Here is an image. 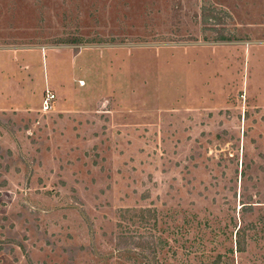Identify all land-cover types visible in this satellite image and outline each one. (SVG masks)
<instances>
[{"label": "rangeland", "instance_id": "1", "mask_svg": "<svg viewBox=\"0 0 264 264\" xmlns=\"http://www.w3.org/2000/svg\"><path fill=\"white\" fill-rule=\"evenodd\" d=\"M0 264H264V0H0Z\"/></svg>", "mask_w": 264, "mask_h": 264}, {"label": "built area", "instance_id": "2", "mask_svg": "<svg viewBox=\"0 0 264 264\" xmlns=\"http://www.w3.org/2000/svg\"><path fill=\"white\" fill-rule=\"evenodd\" d=\"M53 99L54 96L48 90L45 91L42 99V111L43 112H50L53 108Z\"/></svg>", "mask_w": 264, "mask_h": 264}, {"label": "trees", "instance_id": "3", "mask_svg": "<svg viewBox=\"0 0 264 264\" xmlns=\"http://www.w3.org/2000/svg\"><path fill=\"white\" fill-rule=\"evenodd\" d=\"M126 240V239H125ZM236 249H237V252L238 253H241V252H243V249H242V247H241V243H240V241H237L236 242ZM144 253V252H143ZM145 253H147V254H154L155 253V251H152V247L151 248H148V250H146V252ZM145 258H148V259H150V256H145Z\"/></svg>", "mask_w": 264, "mask_h": 264}]
</instances>
